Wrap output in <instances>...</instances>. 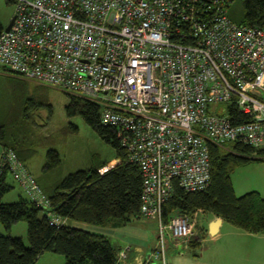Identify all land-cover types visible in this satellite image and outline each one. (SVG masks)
Masks as SVG:
<instances>
[{"label":"built area","instance_id":"1","mask_svg":"<svg viewBox=\"0 0 264 264\" xmlns=\"http://www.w3.org/2000/svg\"><path fill=\"white\" fill-rule=\"evenodd\" d=\"M13 1L0 64L102 105L101 123L140 167L141 215L159 224L144 264H168L167 237L189 246L196 235L195 215L164 220L174 182L207 188L210 143L264 150V26L233 19L232 0ZM0 166L51 224L65 223L14 149H3Z\"/></svg>","mask_w":264,"mask_h":264},{"label":"trees","instance_id":"2","mask_svg":"<svg viewBox=\"0 0 264 264\" xmlns=\"http://www.w3.org/2000/svg\"><path fill=\"white\" fill-rule=\"evenodd\" d=\"M231 2L228 10L233 19L264 26V0H242V15L230 12ZM4 28L5 25L0 21V32ZM27 80L33 82L29 105L37 109L47 104L46 97L37 88L41 84ZM67 94V114L71 116L81 112L87 123L114 146L115 158L119 161L103 172L101 169L110 161L70 172L54 185L51 193L44 190L51 201V211L68 220L102 226L125 225L139 219L142 216V174L139 165L129 159L115 130L101 123L100 103L76 93L67 91ZM31 116L28 114L25 119H31ZM4 119L13 118L7 116ZM27 129L30 130L28 126L17 125L12 121L0 123V141L3 149H14L30 170L27 161L35 155L37 148L30 142ZM256 152L258 157L249 156ZM210 154V184L203 190L186 191L176 180L173 192L164 205V220L168 222L179 214L193 217L199 211L210 212L246 232L264 234V196L257 190L237 195L231 176L242 163L264 160V150L241 143L225 146L210 143ZM48 155V166L60 162L56 148H51ZM7 173L8 168L0 166V219L7 228L25 219L30 244L26 245L22 237L0 233V264H35L45 251L64 255L65 264H118L119 251L108 236L66 223L51 224L45 208L26 195H21L13 202H4V195L12 189L6 181ZM202 231L199 228L189 243L194 257L199 256Z\"/></svg>","mask_w":264,"mask_h":264},{"label":"rangeland","instance_id":"3","mask_svg":"<svg viewBox=\"0 0 264 264\" xmlns=\"http://www.w3.org/2000/svg\"><path fill=\"white\" fill-rule=\"evenodd\" d=\"M16 4L13 0H0V21L6 26L15 14ZM232 14H243L242 0H233L230 6ZM37 87L46 97L47 104L34 109L29 105V100L33 95V82L20 78L16 73L11 72L4 65L0 64V123L12 121L14 124L28 126L26 132L30 135V142L37 152L27 164L31 172L47 192L53 191L52 185H56L63 177L70 172L86 169L97 163L110 161L116 155L114 146L103 139L100 134L87 123L81 112L69 116L66 111V104L69 102L67 91L62 87L52 84L41 83ZM31 114V119H25ZM11 116L13 119H4ZM33 117V119H32ZM34 138V139H33ZM56 148L60 154V162L48 166V151ZM2 153V149L0 154ZM250 157H258L259 154H249ZM264 157V155H262ZM116 162H111L106 166H114ZM30 164V165H29ZM31 166V167H30ZM105 166V167H106ZM232 181L236 194L241 196L247 192L257 190L264 196V160H250L238 165L232 172ZM6 181L12 186L4 197V202H13L19 198L20 194H25L22 186L16 181L11 170H8ZM44 210L41 211L43 215ZM210 212H200L198 217L206 222L210 217ZM149 219L140 217L135 222L147 223ZM156 238L158 236L159 224L156 220ZM90 228L94 227L97 233L104 234L102 229L108 230L109 227L102 225L87 224ZM87 229V228H85ZM90 230V229H87ZM93 231V230H91ZM94 231V232H96ZM104 233H102V232ZM0 233L11 234L12 236L22 237L25 244L29 245L28 223L21 219L12 224L10 228L5 227L0 219ZM114 245H118L115 236H112ZM168 238L167 263L170 264L173 256L184 253L191 255V249L182 241H175ZM153 241V238H152ZM157 244V240H156ZM155 244V246H156ZM215 243L205 236L201 241L198 252L201 253L206 247L212 248ZM148 255L153 252V249ZM211 256V253H204ZM198 258V257H193ZM200 258V257H199ZM66 257L62 254L45 251L40 255L35 264H65ZM154 261L151 264H157ZM229 264L228 262H224Z\"/></svg>","mask_w":264,"mask_h":264},{"label":"crops","instance_id":"4","mask_svg":"<svg viewBox=\"0 0 264 264\" xmlns=\"http://www.w3.org/2000/svg\"><path fill=\"white\" fill-rule=\"evenodd\" d=\"M18 76L24 78L20 75ZM1 149L3 152V146L0 141V152ZM1 159L2 153L0 154V163ZM31 159L28 162H30ZM118 161V158L113 157L110 160V163H117ZM21 195L25 194H20L19 197ZM200 212L202 211L195 214L196 220L194 230L198 232L199 228H202L203 238L205 236L209 237V239L215 243L214 246L212 248H210L211 246H208L201 251V253L199 252L198 258L179 253L178 255L173 256L170 264H225L224 262H228L229 264H264V234L246 232L235 227L222 217L213 214L206 218V222L202 221V217H198ZM146 218L149 219V222L147 223L135 222L133 220L125 225L109 224L104 226L109 227L108 230L104 228L102 229L106 233L100 231L108 236L112 243V236H115L118 245H113L118 251L130 248L127 257L124 260H121L120 264H144L149 256L148 253L155 246L157 230L154 220L156 219ZM64 221L66 224L75 227L96 231L94 227L90 228L87 225L91 223L68 220L65 218ZM205 252H208V254L211 253V256H206L204 254Z\"/></svg>","mask_w":264,"mask_h":264},{"label":"water","instance_id":"5","mask_svg":"<svg viewBox=\"0 0 264 264\" xmlns=\"http://www.w3.org/2000/svg\"><path fill=\"white\" fill-rule=\"evenodd\" d=\"M15 17H16V14L13 15V17L10 19V21L8 22V24L5 26V28H4L5 30H10L11 29V27H12V25L14 23Z\"/></svg>","mask_w":264,"mask_h":264},{"label":"flooded vegetation","instance_id":"6","mask_svg":"<svg viewBox=\"0 0 264 264\" xmlns=\"http://www.w3.org/2000/svg\"><path fill=\"white\" fill-rule=\"evenodd\" d=\"M12 17H13V16H11V18H12ZM11 18H10V19H11ZM9 21H10V20H9Z\"/></svg>","mask_w":264,"mask_h":264},{"label":"bare ground","instance_id":"7","mask_svg":"<svg viewBox=\"0 0 264 264\" xmlns=\"http://www.w3.org/2000/svg\"><path fill=\"white\" fill-rule=\"evenodd\" d=\"M197 233V232H196Z\"/></svg>","mask_w":264,"mask_h":264}]
</instances>
